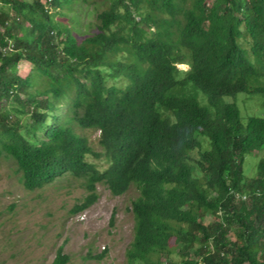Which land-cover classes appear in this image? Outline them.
<instances>
[{
	"label": "trees",
	"instance_id": "1",
	"mask_svg": "<svg viewBox=\"0 0 264 264\" xmlns=\"http://www.w3.org/2000/svg\"><path fill=\"white\" fill-rule=\"evenodd\" d=\"M74 1L0 0V159L30 192L86 180L74 214L135 186L129 264H264V0H110L83 41Z\"/></svg>",
	"mask_w": 264,
	"mask_h": 264
},
{
	"label": "rangeland",
	"instance_id": "2",
	"mask_svg": "<svg viewBox=\"0 0 264 264\" xmlns=\"http://www.w3.org/2000/svg\"><path fill=\"white\" fill-rule=\"evenodd\" d=\"M110 0H78L67 15L59 19L74 28L79 41L96 32V15L110 6ZM181 70L189 66L179 65ZM31 68L19 65L18 74L26 78ZM239 99L243 116L260 114L258 99ZM229 100V101H228ZM227 102H232L228 99ZM263 114V113H262ZM261 114V115H262ZM89 139L95 152H101L98 130L80 132ZM96 162L102 170L107 164ZM259 156L248 155L245 163L247 176L257 172ZM99 200L88 210L74 214L77 204L87 196L83 180L66 175L41 190L30 192L21 181L16 163L6 157L0 159V264H52L62 248L69 255L68 264H129L126 252L134 239L135 219L132 202L139 196L135 187L121 197L109 188L98 185ZM115 213V220L111 218ZM213 218L208 215L205 223ZM230 237L235 240L234 234ZM172 241L171 246L174 245ZM106 249L107 254L102 255ZM172 258L178 260L177 254ZM167 261V258L164 259Z\"/></svg>",
	"mask_w": 264,
	"mask_h": 264
},
{
	"label": "clouds",
	"instance_id": "3",
	"mask_svg": "<svg viewBox=\"0 0 264 264\" xmlns=\"http://www.w3.org/2000/svg\"><path fill=\"white\" fill-rule=\"evenodd\" d=\"M178 67H179V65H178ZM228 101H229V100H228ZM100 148H101V146H100ZM101 151H102V149H101ZM97 153H101V152H97ZM104 169H105V168H103L102 170H104ZM85 181H86V180L83 181V186H86V182H85ZM101 183L105 184V185L109 188V190H110V192L112 193V195L115 196V197H121V196H124L125 194H127V193L130 191V189H131L132 187H135V186H132V187H131L128 191H126L125 193H122V194H120V195H115V194L113 193V191L111 190V188H110L109 185H107L105 182H100V183L97 184V187H96V189H97V194H98V185L101 184ZM135 188H136V187H135ZM136 189H137V188H136ZM137 190H138V189H137ZM138 192H139V191H138ZM138 195H140V193H139ZM138 197H139V196H137V198H138ZM137 198H136V199H137ZM136 199H135V200H136ZM98 200H99V194H98ZM98 200H97V201H98ZM135 200H134V201H135ZM97 201H96V202H97ZM134 201H133V202H134ZM133 202H132V204H131V212H132L133 215H134ZM92 206H93V205H92ZM92 206H91V207H92ZM88 209H89V208H88ZM88 209H87V210H88ZM85 211H86V210H85ZM83 212H84V211H83ZM80 213H81V212H80ZM112 217H114V220H115V213H113V216H112ZM134 219H135V215H134ZM111 221H112V218H111ZM104 251H106V249H105ZM104 251H103V252H104ZM102 254H103V253H102ZM126 255H127V254H126ZM127 260H128V258H127ZM128 262H129V260H128ZM132 264H134V263H132Z\"/></svg>",
	"mask_w": 264,
	"mask_h": 264
}]
</instances>
